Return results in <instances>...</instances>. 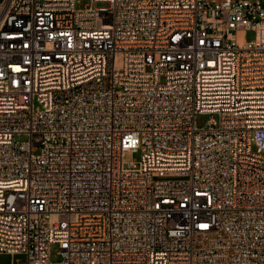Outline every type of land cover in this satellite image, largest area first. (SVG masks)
I'll list each match as a JSON object with an SVG mask.
<instances>
[{
	"label": "built area",
	"instance_id": "1",
	"mask_svg": "<svg viewBox=\"0 0 264 264\" xmlns=\"http://www.w3.org/2000/svg\"><path fill=\"white\" fill-rule=\"evenodd\" d=\"M1 252L264 264V0H2Z\"/></svg>",
	"mask_w": 264,
	"mask_h": 264
},
{
	"label": "rangeland",
	"instance_id": "2",
	"mask_svg": "<svg viewBox=\"0 0 264 264\" xmlns=\"http://www.w3.org/2000/svg\"><path fill=\"white\" fill-rule=\"evenodd\" d=\"M2 0H0L1 2ZM86 3H88V0H76V7H82ZM255 36V33L252 30H247L244 33L245 39H253ZM208 118L207 115L203 114L197 117V124L199 126H202L205 124V120ZM26 139L25 136L19 135L15 137V140L17 141H24ZM139 158V153L138 152H128L124 155V160L125 161H130L132 159H138ZM56 250H57V245H52L51 246V252H50V258L51 260H58L59 257L56 255ZM17 261H20V264H25V257L22 254H9V253H0V264H13L17 263Z\"/></svg>",
	"mask_w": 264,
	"mask_h": 264
}]
</instances>
